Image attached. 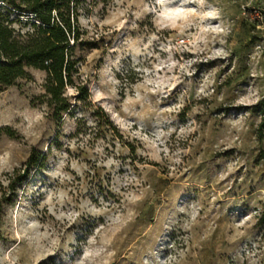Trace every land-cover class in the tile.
I'll return each mask as SVG.
<instances>
[{
    "label": "rangeland",
    "instance_id": "obj_1",
    "mask_svg": "<svg viewBox=\"0 0 264 264\" xmlns=\"http://www.w3.org/2000/svg\"><path fill=\"white\" fill-rule=\"evenodd\" d=\"M78 21L118 134L53 118L43 71L0 90V264H264V0H83Z\"/></svg>",
    "mask_w": 264,
    "mask_h": 264
},
{
    "label": "trees",
    "instance_id": "obj_2",
    "mask_svg": "<svg viewBox=\"0 0 264 264\" xmlns=\"http://www.w3.org/2000/svg\"><path fill=\"white\" fill-rule=\"evenodd\" d=\"M0 90L31 78V70L46 74L42 85L41 103L52 117L61 120L77 107H88L106 133L118 134V129L106 112L89 99L86 85L80 79V52L86 42L78 18L83 0H0ZM17 12L16 16L11 14ZM72 88L76 95L67 94ZM38 161L36 152L27 159L25 174ZM19 171L15 169L14 172Z\"/></svg>",
    "mask_w": 264,
    "mask_h": 264
}]
</instances>
